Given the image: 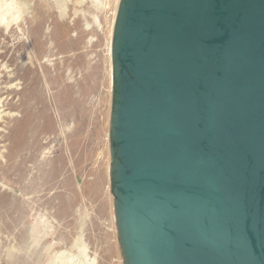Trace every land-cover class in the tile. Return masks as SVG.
I'll return each instance as SVG.
<instances>
[{
	"label": "water",
	"instance_id": "obj_1",
	"mask_svg": "<svg viewBox=\"0 0 264 264\" xmlns=\"http://www.w3.org/2000/svg\"><path fill=\"white\" fill-rule=\"evenodd\" d=\"M108 143L121 264H264V0H118Z\"/></svg>",
	"mask_w": 264,
	"mask_h": 264
},
{
	"label": "rangeland",
	"instance_id": "obj_2",
	"mask_svg": "<svg viewBox=\"0 0 264 264\" xmlns=\"http://www.w3.org/2000/svg\"><path fill=\"white\" fill-rule=\"evenodd\" d=\"M116 8L0 0V264H121L108 185Z\"/></svg>",
	"mask_w": 264,
	"mask_h": 264
},
{
	"label": "bare ground",
	"instance_id": "obj_3",
	"mask_svg": "<svg viewBox=\"0 0 264 264\" xmlns=\"http://www.w3.org/2000/svg\"><path fill=\"white\" fill-rule=\"evenodd\" d=\"M115 2V1H114ZM116 2L118 3V0H116ZM114 10V9H113ZM116 10V9H115ZM114 12V11H113ZM114 16H115V12H114ZM113 19V18H112ZM112 24H113V21H112ZM112 30V29H111ZM112 32V31H111ZM111 36V35H110ZM111 40V39H110ZM109 46V45H108ZM110 48V46H109ZM109 54H110V49H109ZM109 185V184H108Z\"/></svg>",
	"mask_w": 264,
	"mask_h": 264
}]
</instances>
